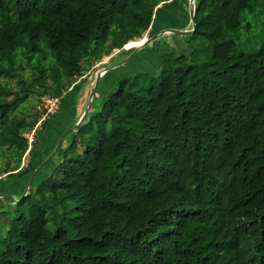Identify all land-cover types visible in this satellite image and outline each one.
Returning a JSON list of instances; mask_svg holds the SVG:
<instances>
[{
  "label": "trees",
  "instance_id": "trees-1",
  "mask_svg": "<svg viewBox=\"0 0 264 264\" xmlns=\"http://www.w3.org/2000/svg\"><path fill=\"white\" fill-rule=\"evenodd\" d=\"M173 1L0 0V181L23 171L41 96L86 82ZM186 36L64 136L15 202L0 264H264V0H193Z\"/></svg>",
  "mask_w": 264,
  "mask_h": 264
},
{
  "label": "rangeland",
  "instance_id": "rangeland-1",
  "mask_svg": "<svg viewBox=\"0 0 264 264\" xmlns=\"http://www.w3.org/2000/svg\"><path fill=\"white\" fill-rule=\"evenodd\" d=\"M188 8L189 0H174L168 5L164 4L159 10L156 11V25L162 27V29L174 28L179 32L158 33L156 32L158 30L157 26L154 27L153 30L146 31L142 37L132 41V46H128L126 43L125 48L122 47L124 51L121 52V49H114L112 53L103 56L101 60L95 62L84 74L86 75V82L75 84L69 91L65 93V97L61 102V109L59 110L58 114L57 111L55 112L57 116L51 117L50 126L48 127L45 136H43L42 142L40 141L36 145H32L31 143L32 147L30 146V152L26 154L24 159L22 158L21 165L25 163L23 171L17 172L12 177L8 178L4 177V174H1L2 180L0 181V234L4 231V224L7 218L17 213V211L14 210L15 202L19 199L21 191H25L32 173L35 171V179H40V177H44V175H47L49 173L50 169L56 162V159L53 156L50 157V154L54 148L53 147L51 149V145L56 135H58V133L62 131L61 129H64L61 128L60 122H62V124L67 123V125H69L70 120L72 119L71 115L75 104L68 103L70 96L74 94L76 100L81 99L80 106L82 112L87 101L89 91L92 88L95 74L100 70L105 69L103 75L99 78L98 84L95 88L93 97L90 102V110H96L99 108L102 97L108 91L114 89V80L117 76L126 73H130L133 75L140 71L156 72V70L158 69L160 54L165 49L174 50L177 53L185 52L184 50L187 49V44L185 42V39L187 37L186 32H188L191 25ZM155 32L158 34L154 36L149 42L145 43L139 48L133 49L135 46L140 45L143 42L144 38L147 39ZM110 56H114L112 60L110 59ZM81 93H84V96L78 99ZM34 101V97H31L28 102L21 104V107H23L21 108V110H24V113L28 116H31L34 113ZM74 115L75 120H73V122H76L79 114L75 113ZM69 127L70 125L65 129ZM60 136L58 137V139L60 138ZM49 146V150H51L46 155V149ZM42 158L43 160L39 164H41L45 160H51H49V163L43 166L46 162H48L46 161L42 165L43 167H40L41 169H37V166L39 164L36 167L34 166ZM32 168L33 170L30 171V169Z\"/></svg>",
  "mask_w": 264,
  "mask_h": 264
},
{
  "label": "water",
  "instance_id": "water-1",
  "mask_svg": "<svg viewBox=\"0 0 264 264\" xmlns=\"http://www.w3.org/2000/svg\"><path fill=\"white\" fill-rule=\"evenodd\" d=\"M188 12H189V16H190L191 25H192V28L189 29L188 31H191V30L193 29V0H189V8H188ZM165 32H179V31H178L177 29H174V28H164V29L160 30L158 33H165ZM158 33H155V34L151 35V36L148 37L147 39L144 38L143 42H142L140 45L135 46L133 49H136V48H139V47L143 46L145 43L149 42V41H150L154 36H156ZM123 48H125V47H123ZM107 69H108V67H107ZM107 69H106V70H107ZM104 70H105V69H104ZM104 70H103L102 72H97V73L95 74V78H94V81H93V83H92V88H91L90 91H89L87 101H86V103H85V106H84V108H83V111H82L80 117L77 119V121H76L72 126H70L67 130H65V131L62 133V135L60 136V138L57 140V142H56V144H55V146H54V148H53V150H52V152H51V154H50V157L53 156V154L55 153L57 147H58V146L60 145V143L62 142L64 136H65L66 134H68L69 132H71V131L76 127V125L79 124V123L82 121V119L85 117V115H86V113H87V111H88V109H89L90 102H91V99H92V97H93V93H94L95 88H96V86H97V84H98L99 78L103 75ZM46 161H48V160H45L44 162H42L41 164H39V165L37 166V169H39V168H40V167H41ZM34 175H35V171L32 173V175H31V177H30V179H29V181H28V184H27V186H26V188H25V191H27V189L29 188V186H30V184H31V182H32V179H33Z\"/></svg>",
  "mask_w": 264,
  "mask_h": 264
},
{
  "label": "built area",
  "instance_id": "built-area-1",
  "mask_svg": "<svg viewBox=\"0 0 264 264\" xmlns=\"http://www.w3.org/2000/svg\"><path fill=\"white\" fill-rule=\"evenodd\" d=\"M123 47H125V45H123ZM60 100H61V94H55V95L44 94L41 96V107H42L41 116L38 119L35 126L33 127V129L30 132L25 133V136L27 137L28 140V149L33 141L34 129L40 124V122L45 117L55 113L59 109Z\"/></svg>",
  "mask_w": 264,
  "mask_h": 264
},
{
  "label": "crops",
  "instance_id": "crops-1",
  "mask_svg": "<svg viewBox=\"0 0 264 264\" xmlns=\"http://www.w3.org/2000/svg\"><path fill=\"white\" fill-rule=\"evenodd\" d=\"M168 5V4H167ZM156 24H157V22H155ZM157 26V25H156ZM158 27V30L156 31V32H159L160 31V29H162V27H159V26H157ZM155 32V33H156ZM154 33V34H155ZM86 76V75H85ZM65 94H61V99H63L65 96H64ZM82 96H84V93H81L80 95H79V97H78V99L80 98V97H82ZM81 100V99H80ZM80 100H76L75 99V97H74V94H72L71 96H70V99L68 100V103H72V104H75V107H74V109H73V112H72V119L70 120V123H69V125L73 122V120H75L74 118H75V113L76 114H79L78 116L80 117V115H81V102H80ZM61 102H62V100H61ZM60 109H61V105H60ZM78 117V118H79ZM75 122V121H74ZM61 123V128H66V127H68L69 125H67V123L66 124H62V122H60ZM61 130H63V129H61ZM49 148H50V146L49 147H47V149H46V151H48L49 150ZM45 151V152H46ZM25 164V163H24Z\"/></svg>",
  "mask_w": 264,
  "mask_h": 264
},
{
  "label": "bare ground",
  "instance_id": "bare-ground-1",
  "mask_svg": "<svg viewBox=\"0 0 264 264\" xmlns=\"http://www.w3.org/2000/svg\"><path fill=\"white\" fill-rule=\"evenodd\" d=\"M138 46V45H137ZM103 70H100L99 72H102Z\"/></svg>",
  "mask_w": 264,
  "mask_h": 264
}]
</instances>
